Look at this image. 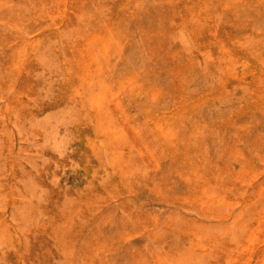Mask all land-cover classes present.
<instances>
[{"label":"rangeland","instance_id":"374dc122","mask_svg":"<svg viewBox=\"0 0 264 264\" xmlns=\"http://www.w3.org/2000/svg\"><path fill=\"white\" fill-rule=\"evenodd\" d=\"M0 264H264V0H0Z\"/></svg>","mask_w":264,"mask_h":264}]
</instances>
